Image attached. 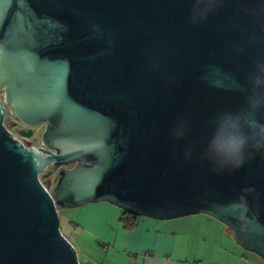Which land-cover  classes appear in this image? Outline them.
<instances>
[{"label": "water", "instance_id": "obj_1", "mask_svg": "<svg viewBox=\"0 0 264 264\" xmlns=\"http://www.w3.org/2000/svg\"><path fill=\"white\" fill-rule=\"evenodd\" d=\"M209 4L193 20L195 0H0V264H81L58 211L98 201L206 214L264 259V154L221 173L203 158L217 117L247 108L264 0ZM5 105L44 123L41 146L4 125Z\"/></svg>", "mask_w": 264, "mask_h": 264}, {"label": "crops", "instance_id": "obj_2", "mask_svg": "<svg viewBox=\"0 0 264 264\" xmlns=\"http://www.w3.org/2000/svg\"><path fill=\"white\" fill-rule=\"evenodd\" d=\"M122 211L98 201L58 213L69 219L73 245L87 264H264L234 240L225 224L206 214L139 216L135 227L125 230Z\"/></svg>", "mask_w": 264, "mask_h": 264}, {"label": "clouds", "instance_id": "obj_3", "mask_svg": "<svg viewBox=\"0 0 264 264\" xmlns=\"http://www.w3.org/2000/svg\"><path fill=\"white\" fill-rule=\"evenodd\" d=\"M211 10L209 0H195L193 20L196 13H202L204 18ZM250 94L247 96V108L239 111L221 113L215 122V129L203 158L212 165L213 173L235 172L242 168L255 153L264 154V123L258 116L264 112V62H256L255 71L250 74ZM187 134L182 122H178L173 130L176 140ZM192 158V149H186L184 159ZM253 189H245L252 192ZM233 208L247 210L245 197H240L239 204Z\"/></svg>", "mask_w": 264, "mask_h": 264}, {"label": "flooded vegetation", "instance_id": "obj_4", "mask_svg": "<svg viewBox=\"0 0 264 264\" xmlns=\"http://www.w3.org/2000/svg\"><path fill=\"white\" fill-rule=\"evenodd\" d=\"M5 110H6V107H5ZM10 127L11 129L15 130L17 134V136L15 137L18 138L23 144L27 146H36V147L41 146L40 134L44 128V123H41L39 126H36V127H29L27 125H24L19 120L15 119L12 121V124ZM37 133L39 134V137L36 136ZM31 138L33 140H30ZM36 140H38V144L35 142ZM58 170L59 169L52 170V166H49L45 174V178H47V181L51 180L53 182L55 178L57 177Z\"/></svg>", "mask_w": 264, "mask_h": 264}, {"label": "rangeland", "instance_id": "obj_5", "mask_svg": "<svg viewBox=\"0 0 264 264\" xmlns=\"http://www.w3.org/2000/svg\"><path fill=\"white\" fill-rule=\"evenodd\" d=\"M0 97L3 98V91H0ZM6 107V110H5V114H4V125L10 129V131H12L13 135L14 136H17L15 130L11 129V124H12V121L15 120V118L11 115V113L9 112V108L7 105H5ZM42 132V131H41ZM37 137H39V134L37 133L36 134ZM38 139V138H37ZM30 140H33L32 138ZM37 144H38V140L35 141ZM47 170H45L44 174L40 175L42 181L43 180H46L47 181V178H45V174H46ZM48 182V181H47ZM68 212H71V211H68ZM72 213V212H71ZM69 218V217H68ZM59 219H60V231L62 232V234L71 242L73 243L74 242V239H73V233L71 232V228L69 227V222L67 219H65V217L63 215H59ZM77 250V249H76ZM77 256H78V260L80 263H82L83 259H82V256L80 254V252H78L77 250Z\"/></svg>", "mask_w": 264, "mask_h": 264}, {"label": "trees", "instance_id": "obj_6", "mask_svg": "<svg viewBox=\"0 0 264 264\" xmlns=\"http://www.w3.org/2000/svg\"><path fill=\"white\" fill-rule=\"evenodd\" d=\"M43 182H44V184H47L46 180H43ZM138 217H139V215H137V214H134V213H131V212L123 210L121 215H120V217H119V219H120L122 227L125 230H131V229H133L135 227ZM81 264H87V262L86 261H82Z\"/></svg>", "mask_w": 264, "mask_h": 264}]
</instances>
